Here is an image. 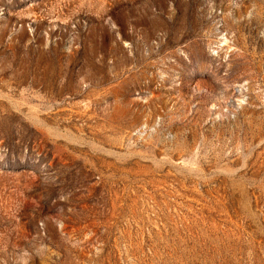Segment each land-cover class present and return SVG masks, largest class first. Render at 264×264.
Masks as SVG:
<instances>
[{
    "label": "rangeland",
    "instance_id": "374dc122",
    "mask_svg": "<svg viewBox=\"0 0 264 264\" xmlns=\"http://www.w3.org/2000/svg\"><path fill=\"white\" fill-rule=\"evenodd\" d=\"M0 264H264V0H0Z\"/></svg>",
    "mask_w": 264,
    "mask_h": 264
}]
</instances>
